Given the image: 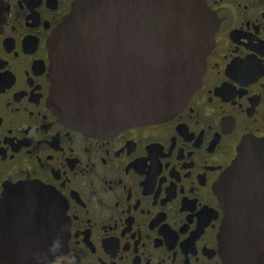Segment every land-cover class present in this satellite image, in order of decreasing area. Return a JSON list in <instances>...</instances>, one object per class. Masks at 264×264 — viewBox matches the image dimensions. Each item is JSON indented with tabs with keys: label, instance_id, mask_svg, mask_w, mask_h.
<instances>
[{
	"label": "flooded vegetation",
	"instance_id": "1",
	"mask_svg": "<svg viewBox=\"0 0 264 264\" xmlns=\"http://www.w3.org/2000/svg\"><path fill=\"white\" fill-rule=\"evenodd\" d=\"M76 1L0 0V258L35 235L40 251L42 188H7L36 183L65 207L50 264H223L214 188L264 140V0H203L218 26L198 89L171 120L108 137L49 102L47 40Z\"/></svg>",
	"mask_w": 264,
	"mask_h": 264
},
{
	"label": "water",
	"instance_id": "2",
	"mask_svg": "<svg viewBox=\"0 0 264 264\" xmlns=\"http://www.w3.org/2000/svg\"><path fill=\"white\" fill-rule=\"evenodd\" d=\"M217 26L203 0H77L47 40L50 106L94 137L165 123L200 86ZM7 188H42L44 233L39 252H29L36 235L24 237L21 251L0 264H50L66 243L64 205L41 184ZM214 194L223 264H264L263 139L242 141Z\"/></svg>",
	"mask_w": 264,
	"mask_h": 264
}]
</instances>
